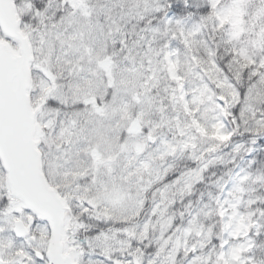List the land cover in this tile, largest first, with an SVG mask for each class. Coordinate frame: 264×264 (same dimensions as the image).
Returning <instances> with one entry per match:
<instances>
[{
	"label": "snow or ice",
	"instance_id": "obj_1",
	"mask_svg": "<svg viewBox=\"0 0 264 264\" xmlns=\"http://www.w3.org/2000/svg\"><path fill=\"white\" fill-rule=\"evenodd\" d=\"M118 4L0 0V264H257L264 0ZM229 146L213 239L193 191Z\"/></svg>",
	"mask_w": 264,
	"mask_h": 264
},
{
	"label": "rangeland",
	"instance_id": "obj_2",
	"mask_svg": "<svg viewBox=\"0 0 264 264\" xmlns=\"http://www.w3.org/2000/svg\"><path fill=\"white\" fill-rule=\"evenodd\" d=\"M123 3H124V9H121V7L118 4L116 8L114 9L115 14H119L121 11L127 10L133 7L135 4V0H123ZM254 23L255 22H249L245 26V38L240 42V46L246 47L251 51H259V49L253 43V40L251 38V33L255 30ZM202 43L203 41L200 42V44ZM200 44L195 45V47H199ZM182 65H183L184 71L188 73L189 75H191L193 80L195 81L197 78L194 75V70L192 69V65L189 59L182 58ZM210 115H212V113L210 112L204 113L205 118L209 117ZM215 155L219 157V160L214 166L209 167V171L213 169L212 172H217L219 170V171H222L223 173L218 174V175L215 174L216 177H214V179L210 181V183L204 180L202 182L203 189L199 191L194 189L193 191L194 210L199 211V224L196 225L197 228H202L204 226L213 227L211 223L209 222L215 215L213 214L212 211H210V209H213L215 207L214 199L217 193H220L221 198H223V192H222L221 186L225 185L226 182L228 186H230L232 183L231 181L232 173L237 168L244 167L247 163V155L243 149L240 152H233L231 151L230 146L222 147L219 149V151ZM182 158H186V157H182ZM261 171L263 170L261 169ZM211 175L212 174H207V177L209 178ZM244 189L245 191L243 193V199L241 201L240 211L243 213H247L249 209L245 201H247L249 198H255L257 196L264 198V185L262 188L261 183H251L250 182L249 184L244 185ZM201 193H203V197L200 199L199 202H197L196 197H199ZM209 194H211L212 199L209 198ZM205 201L207 202V205H205ZM259 206L260 208H264V204H260ZM179 211L181 210H178V212ZM253 218L257 219L261 224H264V215H261L259 211H255ZM217 221H218V218H217ZM217 230H218L216 232L217 234L215 233L216 235H214L213 239H215L216 237H222L224 235V233L220 231V223H219V226H217ZM260 239L262 241L264 240V229L261 230V237L257 238V240H260ZM191 242L196 243L197 247H199L201 244V241L195 235L192 236ZM233 243H236V242L234 241ZM203 244H204V249H203L204 254L207 255L209 252V249L212 247V245L208 243L207 232L205 234ZM252 254L253 253H249V255H252ZM177 264H183V261L179 260L178 258ZM257 264H260V262L257 261Z\"/></svg>",
	"mask_w": 264,
	"mask_h": 264
},
{
	"label": "trees",
	"instance_id": "obj_3",
	"mask_svg": "<svg viewBox=\"0 0 264 264\" xmlns=\"http://www.w3.org/2000/svg\"><path fill=\"white\" fill-rule=\"evenodd\" d=\"M218 47L221 48L225 52V54H227L228 50L223 47V43L222 42L218 44ZM252 103H253L254 106H257V107H260V108H264V93L259 94L256 97V99L252 101ZM261 169L264 171V168H261ZM210 171L212 172L213 169H211ZM221 173H223V172L218 170L217 172L214 173L213 177H216L215 174L218 175V174H221ZM210 179H211V176H210ZM263 185H264V183H261L262 188H263ZM196 187H200V184H197ZM209 223H211V225L213 227L216 226V227H214L215 228V233H216L217 232V226L219 224V221H217V217L214 216L210 220ZM253 253L255 255V258L260 260L261 264H264V246L262 244V241L258 240L257 247L253 250Z\"/></svg>",
	"mask_w": 264,
	"mask_h": 264
}]
</instances>
